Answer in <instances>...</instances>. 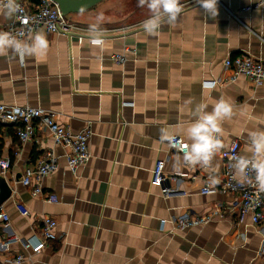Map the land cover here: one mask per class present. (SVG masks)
I'll list each match as a JSON object with an SVG mask.
<instances>
[{
	"label": "crops",
	"instance_id": "0c3cea01",
	"mask_svg": "<svg viewBox=\"0 0 264 264\" xmlns=\"http://www.w3.org/2000/svg\"><path fill=\"white\" fill-rule=\"evenodd\" d=\"M180 2L175 24L162 25L155 35L142 30L104 38L101 50L90 38L41 29L37 33L48 40L45 55L23 64L0 57V104L40 107L73 132L89 125L92 130L90 160L73 174L67 149L48 131L23 142L16 126L0 123V159L11 160L6 173L0 169V205L10 217L6 225L0 219V264H264V220L238 225L239 198L218 191L222 151L238 140L240 155H248L249 132L264 129V84L243 75L229 82L224 65L241 54L264 62V0H218L216 17L197 0ZM111 8L104 0L68 17L89 26L102 14L101 27L116 24L114 33L121 34L142 27L150 15H143L144 7L137 13L136 6L107 20ZM12 20L0 11V25ZM117 55H125V63H116ZM221 98L233 105L234 115L221 124L224 147L213 159L215 171L184 165L183 154L164 135L190 143L184 130L193 118L184 102L204 101L211 111ZM48 150L59 167L44 178L43 188L58 202L32 196L21 183L25 169ZM157 161H164L163 187L151 183ZM210 173L219 183L203 194ZM214 211L220 215L204 225H176L184 216ZM45 216L56 219L58 238L35 253L21 241L42 238ZM18 255L20 263L14 262Z\"/></svg>",
	"mask_w": 264,
	"mask_h": 264
},
{
	"label": "built area",
	"instance_id": "2783aa9c",
	"mask_svg": "<svg viewBox=\"0 0 264 264\" xmlns=\"http://www.w3.org/2000/svg\"><path fill=\"white\" fill-rule=\"evenodd\" d=\"M17 2L22 11L14 15L11 22L0 25V31L9 32L24 40L30 39L41 29L47 34L58 33L62 30L77 33L79 40H82V35H89V26L70 20L67 15L62 13L55 0H17ZM253 8L254 6L250 5L242 10L248 11ZM102 29L103 37L104 35L115 34L114 32L117 31V29ZM19 61L21 64L24 63V60L21 61L19 59ZM125 61V55H117L115 57L116 63L122 64ZM224 65L231 71L228 79L229 82H233L239 76L243 75L255 84H264V62L260 60L241 54L227 58ZM216 84L217 81H214L212 85ZM0 123L16 126L17 135L23 142L35 139L40 131H48L52 135L56 145L67 149L66 161L73 174H76L78 169L86 165L90 160L89 140L92 135L90 125L79 132H73L69 128L60 125L56 120L55 113L51 111L30 105L19 106L6 104H0ZM173 136L175 137V146L169 142L171 149L183 154V147L188 142L178 135ZM236 156H240V142L233 140L229 147L222 151L224 179L218 191L223 194L237 195L239 198L238 225L244 224L248 218H250L254 225H257L264 220V193L258 194L256 192L253 173H249L250 180L243 185L237 183L233 178L231 164L233 158ZM10 167V159H0L1 173H6ZM58 167L57 155L54 150H48L34 166L25 169L21 183L31 187L32 196L42 197L49 202H58L57 195L47 193L43 188L44 178L57 171ZM163 168L164 161H157L152 171V185L163 187L165 180ZM215 190L211 187L209 181L206 180L202 188V193L210 194ZM163 192L167 194L169 191L163 188ZM17 208L24 216L30 215V211L24 206L18 204ZM219 215V211H214L213 213L195 217L184 216L177 220L176 225L179 229L197 227L212 221ZM0 219L3 220L5 225L10 220L9 215L3 211L1 205ZM56 227V219L51 216H45L41 227L42 238L37 239L36 237H32L21 242L25 248L39 253L49 241L58 238L55 232ZM11 242L14 241H9V243ZM22 261L23 255H18L14 260L16 263Z\"/></svg>",
	"mask_w": 264,
	"mask_h": 264
},
{
	"label": "clouds",
	"instance_id": "9594fccd",
	"mask_svg": "<svg viewBox=\"0 0 264 264\" xmlns=\"http://www.w3.org/2000/svg\"><path fill=\"white\" fill-rule=\"evenodd\" d=\"M204 13L216 17L218 15V0H197ZM139 7L149 10V17L143 21V29L150 35H155L164 24H175L183 11L180 0H138ZM0 11L12 18L22 11L17 0H0ZM103 15L96 17V23L89 25L88 32L94 47H104ZM48 40L44 34L36 33L30 40L18 38L9 32L0 31V57L11 55L21 61L28 57H39L47 53ZM102 58V57H100ZM191 108L192 122L184 130V135L190 142L183 147V163L186 166L200 165L206 169L213 168V159L224 147L220 134L221 124L234 115L233 105L225 99H219L209 111L208 103H196L192 99L185 102ZM175 146V137L164 135ZM249 154L233 158L231 168L233 178L243 185L249 182V173L254 174L256 192L264 193V129L253 130L248 135ZM215 169L213 168V172ZM211 185L219 183L217 175L209 174Z\"/></svg>",
	"mask_w": 264,
	"mask_h": 264
},
{
	"label": "water",
	"instance_id": "95a60500",
	"mask_svg": "<svg viewBox=\"0 0 264 264\" xmlns=\"http://www.w3.org/2000/svg\"><path fill=\"white\" fill-rule=\"evenodd\" d=\"M102 1L104 0H55V2L59 5L62 13L67 16H69L72 13H81L84 11H88L93 7H95L96 5H98L99 3H101ZM142 30H144L143 26L121 34L115 33V34L104 35V38H113L124 34L136 33ZM60 32L66 34L70 38L79 36L77 33H73V32H67L63 30ZM82 36L85 38H90L89 35H82Z\"/></svg>",
	"mask_w": 264,
	"mask_h": 264
},
{
	"label": "rangeland",
	"instance_id": "374dc122",
	"mask_svg": "<svg viewBox=\"0 0 264 264\" xmlns=\"http://www.w3.org/2000/svg\"><path fill=\"white\" fill-rule=\"evenodd\" d=\"M107 5L112 6L111 10L108 11L107 20H110L111 18H118L121 14H123V11L126 9H136V6L138 7V0H107ZM123 7V9H122ZM127 7V8H126ZM138 9V8H137ZM141 10V7L137 10V13H139ZM150 14L149 10L144 7L143 15ZM110 22V21H108ZM101 28H107V29H120L117 27L116 24H109L107 23V27H101Z\"/></svg>",
	"mask_w": 264,
	"mask_h": 264
}]
</instances>
